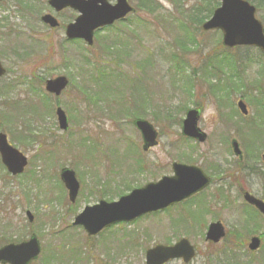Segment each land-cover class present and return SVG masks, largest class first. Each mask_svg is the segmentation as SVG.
Instances as JSON below:
<instances>
[{
	"label": "rangeland",
	"instance_id": "rangeland-1",
	"mask_svg": "<svg viewBox=\"0 0 264 264\" xmlns=\"http://www.w3.org/2000/svg\"><path fill=\"white\" fill-rule=\"evenodd\" d=\"M244 1L257 9L255 0ZM155 2L159 7L148 13L136 8L137 0H129L135 13L120 24L97 31L91 47L65 38V25L77 15L72 10L57 14L59 26L49 29L37 15L48 11L45 0L0 3V18H7L6 25H0V61L6 69L5 77L0 79V116H9L0 120V132L28 160L25 172L14 178L0 166V238L16 243L35 234L42 252L33 264H144L147 248L173 244L180 238L187 239L197 250L190 264H264V244L260 251L247 256L243 252L247 251V242L239 247L230 237L227 243L213 246L204 240L209 223L219 221L226 230L235 231L250 215L240 190L257 198L263 195L256 176L248 175L247 169L243 174L237 171V158L229 146L231 139H236L245 153L246 168L263 167L264 148L260 147L256 155L259 145H251L252 138L240 134L247 139L244 150L235 134L236 123L256 119V106L248 103L238 89H232L230 94L210 93L203 74L208 64L219 65L218 57L229 56L244 64L238 71L247 84L261 82L264 98V58L253 48L222 49L218 46L220 32L201 35L192 22L188 32L193 33L194 41L191 44L185 38L184 48H177L174 41L183 34L179 24L187 21L200 1ZM19 4H26L27 10L20 9ZM256 18L264 27V5ZM186 73L195 77L190 94L185 93L190 85L186 84ZM227 74L223 76L227 78ZM59 76L65 77L68 85L58 98H53L44 91V84ZM125 77L134 80L132 85L138 86V95L130 90L131 82ZM209 80L216 82V78ZM253 95H258V90ZM238 99L249 110L247 118L236 110ZM134 102L139 111L133 109ZM56 107L68 118L66 132L58 129ZM196 107L201 109L198 128L206 134L201 144L181 135L185 110ZM132 113L141 115L159 133L158 145L147 153L141 151L140 135L130 119ZM19 132L31 133L36 139L18 140ZM45 134L50 140H45ZM260 146H264V136ZM127 147L135 148V160L141 161L145 171L137 168L133 157L126 156ZM185 161L212 180L187 204L105 230L91 239L81 228L72 226L84 207L100 200L99 187L105 186L115 195L123 182L131 188L156 182L172 175L173 162ZM218 166L224 170L223 175L216 169ZM61 168L73 170L80 184L74 204L69 203L59 180ZM113 198L117 201L116 195ZM196 210L202 216L199 226L189 220V214ZM26 211L32 214V223L27 221ZM255 221L262 232L264 222L259 217ZM75 247L78 248L73 251ZM230 249L237 259L228 255Z\"/></svg>",
	"mask_w": 264,
	"mask_h": 264
},
{
	"label": "water",
	"instance_id": "water-1",
	"mask_svg": "<svg viewBox=\"0 0 264 264\" xmlns=\"http://www.w3.org/2000/svg\"><path fill=\"white\" fill-rule=\"evenodd\" d=\"M108 1L110 0H48V5L56 11L66 7L77 11L79 16L66 27L65 37L68 40L81 39L91 46L95 30L110 26L133 11L127 0H114V5H110ZM41 20L51 28L58 26L57 21L50 15L43 16ZM202 30L204 32L220 30L221 43L224 47H255L264 54L263 27L255 18V8L244 0H220V6L214 10L210 20L202 25ZM4 74L5 70L0 64V77ZM66 86L67 79L57 77L46 81L45 90L58 97ZM237 108L242 115L248 114L246 105L242 101L237 103ZM56 117L59 129L66 131L68 121L60 108L56 110ZM198 119L197 110L187 111L182 122L181 134L203 143L206 135L197 127ZM134 126L141 135L143 151L157 145V133L152 125L144 120H135ZM231 149L233 154L241 160L242 152L236 140L231 141ZM0 160L11 176L21 175L27 166V158L10 146L6 135L2 133H0ZM262 160L264 161V155ZM172 171V177H163L156 183L133 190L117 202L100 201L94 206L85 207L74 218L73 226L82 227L88 237L96 236L116 224L131 223L144 215L164 210L184 201L209 185V178L197 167L174 163ZM60 180L67 190L69 201L74 203L79 190L75 173L67 168L62 169ZM243 199L264 217V202L248 193L243 194ZM25 215L31 223L33 221L31 213L26 212ZM224 237L225 230L220 222L209 224L205 235L207 242L217 244ZM259 246L260 239L252 237L248 244L249 251L254 252ZM40 252V243L36 236L32 235L27 241L2 246L0 264H31L37 260ZM194 256L193 246L186 239H181L173 246L157 245L147 250L145 264H165L171 260H181L184 264H188Z\"/></svg>",
	"mask_w": 264,
	"mask_h": 264
},
{
	"label": "trees",
	"instance_id": "trees-1",
	"mask_svg": "<svg viewBox=\"0 0 264 264\" xmlns=\"http://www.w3.org/2000/svg\"><path fill=\"white\" fill-rule=\"evenodd\" d=\"M137 1H138V6L136 8L143 9V10L147 11L148 13L156 11L157 8L159 7V5L157 4V2H155V0H137ZM199 1H200L201 5L196 7V8H193L192 14H190L188 16L187 21H183L179 24L181 27V30H183V34L181 35L180 38H177L174 41V45H176L177 48L178 47L184 48L185 38L189 39L190 43L192 41H194L193 40V33L188 32V29L191 28L190 25L192 23H195V26H196L195 30L197 32H199L201 35L203 34L200 30V26H201L203 20L209 18V16L212 13V10L219 5L218 0H199ZM263 3H264V1H262V0L260 2H257L255 0L257 11H259V12L261 11V5H264ZM188 20H189V22H188ZM262 20H264V19L262 18ZM190 22H192V23H190ZM218 46L220 47L219 43H218ZM181 50H184V49H181ZM120 57L121 56L119 55V60L123 61L124 59L122 60ZM173 57L174 58L177 57L175 52L173 53ZM223 61L224 60L221 59L220 62L218 63L219 65H217V67H215L214 65L211 66L210 64H208L207 65L208 67H206V71L203 72L205 79H207V81L209 82L208 83L209 91H210V93L211 92L217 93V92H221V91L223 92L224 91V92L230 94V93H232V91L234 89L235 90L238 89V92L240 94H242V96L243 95L246 96V101L248 103L256 106L257 113L259 115H257L256 119H254V120L249 121V120L243 119V121L245 123H236L235 134H236L237 138L239 139L240 143L242 144V147L244 150H246L245 142L247 141V139L242 137L241 135H245V134L249 135V137L252 138L251 145H254V146L259 145V147L256 146V148H255L256 155H257V153H260V150H261L260 147L264 148V146H260V142L264 136V98H262V96H261V94H262L261 93L262 90L260 87L261 85L259 86V84H261V82L259 83V81L256 80L252 83V85H250L249 83L247 84L242 79V77L239 75L238 70L236 68H234V67L238 66L236 63H232L230 65L233 68H229L226 70L225 66L222 65ZM97 69H99V68H97ZM103 70H104V68L101 69V71L100 70H98V71H100V73H101ZM183 70L184 69L180 68V72H183ZM224 72L228 73L227 78H225V76H223ZM118 73H120V72H118ZM211 77L216 78L215 84L210 83L209 78H211ZM233 79L235 81H233ZM196 80H197V78H196ZM128 81L131 82L130 90L134 89V92L136 91L135 93H137V95H138V93H139L138 86L136 84H134V86L132 85V82L134 80L129 79ZM187 81L188 82L186 84L187 85L190 84V85L186 86L185 93L190 94L194 91L193 82H195V77L189 76V77H187ZM196 82H198V81H196ZM251 86H254L252 88H255V89H250ZM256 90H258V95H253V91H256ZM228 94H225V97H227ZM219 100L222 101V98H220ZM219 100L217 102H219V104L222 105V103H220ZM132 107H133V109H138L137 103L134 102V106H132ZM235 113H236V110H235ZM130 117H131L130 118L131 120H133L135 118H143L141 115H139V114L134 115L133 113H132V116H130ZM1 119H4V118H1ZM156 120L157 119H155V121ZM228 122H231V120ZM17 134H19L18 136H20V137H17V139L18 140L20 139L21 141L23 140V138L25 141H28V142H32V141H34V139H36V138H34V136L31 133H27V135H25V132H19ZM45 137H46L45 138L46 141L50 140V137H48L47 134H45ZM32 138H34V139L32 140ZM37 140H38V138H37ZM82 141L84 142V140H82ZM253 147H251V148H253ZM126 153L130 154V155H135V148L127 147ZM244 155H245V153H244ZM245 156H244L243 162H241V163L235 162V166L238 169L237 171L239 173L243 174L244 170L247 169L248 175L249 174L254 175V176H256V178L259 179V182H260L261 187H262V193H263L261 199L264 200V165H263V167H261L259 169H256L255 166H251L252 168H246V167H244ZM135 162L138 164V166L140 165L139 168L141 169L142 168L141 161L135 160ZM185 162L188 163V161H185ZM216 169L219 170V173L221 172V174L223 175L224 170L219 169V166L216 167ZM248 175H244V177H247ZM132 188L130 187L129 184H127L126 182H123L122 185H120L117 188L115 195H116V197H119V196L123 195L125 192L130 191ZM99 195H100V197H99L100 199H105L107 201L113 200L114 199L113 197L115 196L113 194V192H111V191L109 192V190L108 191L103 190ZM222 196L225 197L224 194H222ZM246 208L248 211H250L249 212L250 215L248 217L242 219L243 222H242V224H240L239 229L237 228L235 231L228 230L227 236H226L225 240L223 241V243H227L228 241H230V237H232L231 242H233L234 245L241 247V246L246 245L248 237H250L252 235H256V234H259V236L264 241V227H263V231L261 232L260 231L261 227L257 226V223L255 221L256 218L259 217L258 214L252 208H249V207H246ZM206 211H204V212H206ZM189 215H190V219L192 220V222L195 223L197 226H199L201 223V219H202V216H200V212L197 210L196 213H194V214L190 213ZM260 222H262V221H260ZM257 228H259V229H257ZM3 237L4 236H2L0 238V246L7 243V242H11V240H9V239L5 240L6 238L5 237L3 238ZM77 248L78 247H75L72 249H73V251H75ZM243 252L247 256L251 255L246 250ZM228 255H231V256H233L234 259H237V256L233 254V251L231 249H230V252L228 253ZM263 261H264V258H263Z\"/></svg>",
	"mask_w": 264,
	"mask_h": 264
},
{
	"label": "flooded vegetation",
	"instance_id": "flooded-vegetation-1",
	"mask_svg": "<svg viewBox=\"0 0 264 264\" xmlns=\"http://www.w3.org/2000/svg\"><path fill=\"white\" fill-rule=\"evenodd\" d=\"M46 1V5H47V9H48V11H40L37 15H38V19H39V21L41 22V24L44 26V27H48V25L47 24H45V23H43L42 22V17L43 16H45V15H50L51 17H53V18H55L56 19V15L57 14H59V13H62V12H64V11H66V10H72V9H70V8H64V9H62V10H60V11H56V10H54L52 7H50L49 5H48V0H45ZM111 4H114V2H110ZM25 5L26 4H23V5H19V7H20V9H22V10H27V9H25ZM21 7H23V8H21ZM73 12H75L76 13V11H74V10H72ZM77 14V13H76ZM76 17H77V15H76ZM75 17V18H76ZM75 18L71 21V22H68L66 25H65V27H64V34H65V29H66V27H67V25H69L70 23H72V22H74V20H75ZM57 20V19H56ZM58 22V21H57ZM120 22V21H119ZM115 24H120V23H118V22H116V23H114V25ZM58 25H59V22H58ZM113 25V26H114ZM49 28V27H48ZM50 29V28H49ZM97 32V31H96ZM95 32V33H96ZM94 33V34H95ZM76 41V40H75ZM80 41V40H79ZM70 42H72V41H70Z\"/></svg>",
	"mask_w": 264,
	"mask_h": 264
}]
</instances>
